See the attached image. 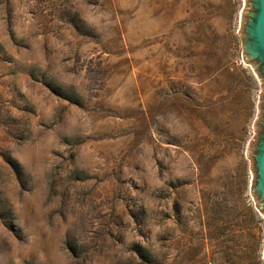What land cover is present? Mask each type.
Instances as JSON below:
<instances>
[{
	"label": "rangeland",
	"instance_id": "obj_1",
	"mask_svg": "<svg viewBox=\"0 0 264 264\" xmlns=\"http://www.w3.org/2000/svg\"><path fill=\"white\" fill-rule=\"evenodd\" d=\"M248 0H0V264H264Z\"/></svg>",
	"mask_w": 264,
	"mask_h": 264
},
{
	"label": "water",
	"instance_id": "obj_2",
	"mask_svg": "<svg viewBox=\"0 0 264 264\" xmlns=\"http://www.w3.org/2000/svg\"><path fill=\"white\" fill-rule=\"evenodd\" d=\"M248 1L250 10L245 14V25L241 34L242 51L247 61L256 69L264 85V0ZM262 110L260 132L251 157L255 176L252 193L259 202L258 209L264 213V102Z\"/></svg>",
	"mask_w": 264,
	"mask_h": 264
}]
</instances>
